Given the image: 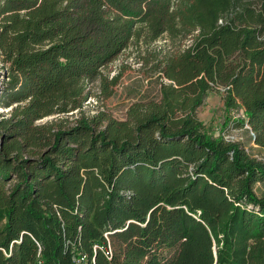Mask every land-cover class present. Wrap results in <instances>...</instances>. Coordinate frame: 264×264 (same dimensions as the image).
I'll return each mask as SVG.
<instances>
[{"label": "trees", "instance_id": "trees-1", "mask_svg": "<svg viewBox=\"0 0 264 264\" xmlns=\"http://www.w3.org/2000/svg\"><path fill=\"white\" fill-rule=\"evenodd\" d=\"M145 29L190 40L159 100L41 122ZM0 63V264H264V161L198 116L223 87L264 149V0H0Z\"/></svg>", "mask_w": 264, "mask_h": 264}, {"label": "rangeland", "instance_id": "rangeland-1", "mask_svg": "<svg viewBox=\"0 0 264 264\" xmlns=\"http://www.w3.org/2000/svg\"><path fill=\"white\" fill-rule=\"evenodd\" d=\"M145 33L146 29L140 36H135L113 60L101 67L102 76L89 83L92 95L90 102L85 103L80 111L61 117L51 116L41 122L60 118L62 121L67 119L70 124L82 114L92 117L100 112L124 120L132 104L159 100L162 96V82H168L161 76L164 60L190 40L167 32L150 40ZM115 79L116 83L112 84ZM224 97V88L218 87L208 93L204 104L198 109V116L205 124L207 133L212 139L223 137L228 141L239 142L252 156L264 161V149L253 140V131L246 123L245 112L241 108L226 107ZM8 110L0 108V113ZM239 121H244V124ZM255 189L259 195H264V181L258 182Z\"/></svg>", "mask_w": 264, "mask_h": 264}, {"label": "built area", "instance_id": "built-area-1", "mask_svg": "<svg viewBox=\"0 0 264 264\" xmlns=\"http://www.w3.org/2000/svg\"><path fill=\"white\" fill-rule=\"evenodd\" d=\"M89 99H91V97L88 98V100L85 102V103H88L90 102ZM104 253L107 257H110L111 256V253H112V250H111V247L108 246L104 249ZM38 264H42L41 262H39Z\"/></svg>", "mask_w": 264, "mask_h": 264}]
</instances>
